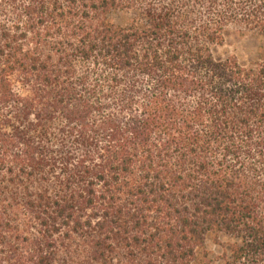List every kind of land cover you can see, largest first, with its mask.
Here are the masks:
<instances>
[{
  "label": "trees",
  "instance_id": "obj_1",
  "mask_svg": "<svg viewBox=\"0 0 264 264\" xmlns=\"http://www.w3.org/2000/svg\"><path fill=\"white\" fill-rule=\"evenodd\" d=\"M262 38L222 57L229 30ZM264 264V0H0V264Z\"/></svg>",
  "mask_w": 264,
  "mask_h": 264
},
{
  "label": "rangeland",
  "instance_id": "obj_2",
  "mask_svg": "<svg viewBox=\"0 0 264 264\" xmlns=\"http://www.w3.org/2000/svg\"><path fill=\"white\" fill-rule=\"evenodd\" d=\"M262 41L260 36L231 29L227 34L224 45L217 48V54L222 57L235 55L240 61L247 62L256 58L257 47ZM208 247L214 264H223V261L218 258L222 251L221 247L211 242L208 243Z\"/></svg>",
  "mask_w": 264,
  "mask_h": 264
}]
</instances>
